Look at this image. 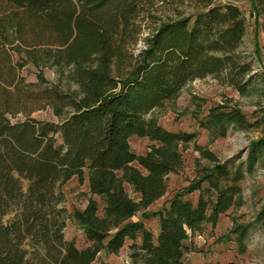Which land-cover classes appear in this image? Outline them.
<instances>
[{
  "label": "trees",
  "instance_id": "16d2710c",
  "mask_svg": "<svg viewBox=\"0 0 264 264\" xmlns=\"http://www.w3.org/2000/svg\"><path fill=\"white\" fill-rule=\"evenodd\" d=\"M163 1L0 0V264H94L127 241L133 264H188L190 233L236 205L239 178L219 166L155 214L157 238L133 221L166 195L169 175L183 166L179 145L196 139L163 128L155 111L196 80L223 77L246 93L259 78L241 51L247 24L238 6L187 0L192 12L164 19L157 15ZM251 1L264 24V0ZM30 65L41 71L36 82L23 75ZM45 67L55 70L58 83L45 77ZM46 111L56 121L35 117ZM207 123L248 132L258 122L219 107ZM132 137L154 145L137 155ZM261 158L264 138L252 142L248 171ZM73 178H87L104 202L103 216L96 199L74 214L89 242L83 249L64 235L61 188ZM197 191L196 203L186 199ZM248 233L240 232L241 244Z\"/></svg>",
  "mask_w": 264,
  "mask_h": 264
},
{
  "label": "rangeland",
  "instance_id": "374dc122",
  "mask_svg": "<svg viewBox=\"0 0 264 264\" xmlns=\"http://www.w3.org/2000/svg\"><path fill=\"white\" fill-rule=\"evenodd\" d=\"M219 3H232L241 9L247 24V35L241 51L252 60L254 73L259 78L246 93H240L229 86L223 77L209 76L196 80L185 86L175 103L155 111L154 116L163 128L173 133L195 134L196 139L179 145L184 158L183 166L169 175L166 195L145 212L137 214L133 221H142L157 238L160 229L157 213L168 207L177 193L199 184L219 166H228L238 176L242 194L227 213L190 233L185 261L188 264H264V159H259L251 172L246 165L252 142L264 138V24L254 16L251 0H219ZM193 9L187 0H168L158 4L157 15L165 19L192 12ZM150 32L151 29H145L142 40ZM143 42L138 49L143 48ZM42 71L49 81L59 82L54 69L45 67ZM39 72V69L30 65L23 75L28 81L36 82ZM219 107L237 108L252 124L258 123L248 132L231 125L227 129L224 125L215 127L207 121L211 112ZM35 117L56 121L49 111L36 114ZM130 145L134 153L144 155L154 143L148 138L132 137ZM241 163L244 165L240 173L236 167ZM126 190L132 198H139L133 186L126 184ZM61 191L64 195L62 206L67 211L65 240L74 241L80 249L86 248L89 242L74 214L83 211L90 199H96L100 205V215L103 216L104 202L100 197L92 195L87 178L84 182L73 178ZM199 196L200 192L197 191L186 199L196 203ZM244 229H248L249 233L241 244L239 236ZM132 244L127 241L118 254L101 252L94 264H133Z\"/></svg>",
  "mask_w": 264,
  "mask_h": 264
}]
</instances>
